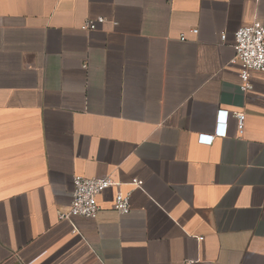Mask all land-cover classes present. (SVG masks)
<instances>
[{
  "label": "crops",
  "instance_id": "1",
  "mask_svg": "<svg viewBox=\"0 0 264 264\" xmlns=\"http://www.w3.org/2000/svg\"><path fill=\"white\" fill-rule=\"evenodd\" d=\"M256 20L264 0H0V264H264V73L242 93L230 63ZM74 176L115 184L95 218L59 219Z\"/></svg>",
  "mask_w": 264,
  "mask_h": 264
},
{
  "label": "built area",
  "instance_id": "2",
  "mask_svg": "<svg viewBox=\"0 0 264 264\" xmlns=\"http://www.w3.org/2000/svg\"><path fill=\"white\" fill-rule=\"evenodd\" d=\"M103 22L102 18L96 21L86 20L83 23V30H93L97 24ZM193 34L197 30H192ZM225 39V35L221 36V40ZM185 36H180V41H184ZM234 56L231 59V64L238 63L240 66L239 78L242 81L239 89L242 93L247 92L252 88L249 81L250 72L256 71L264 73V23L256 20L249 26L240 27L234 32ZM227 111L218 110L216 116V132L213 135H200L198 140L202 143L210 144L213 140L225 134ZM233 117L237 120V128L241 132L243 129L244 114L234 113ZM133 184L140 187L142 181L133 180ZM115 185L108 178H86L82 176L73 177V192L70 205L65 211L60 212V220H68L70 217L95 218L99 211L98 196L107 188ZM113 209L118 214H127L130 211L129 194L124 195L117 192L114 198ZM186 264H194L192 261Z\"/></svg>",
  "mask_w": 264,
  "mask_h": 264
}]
</instances>
